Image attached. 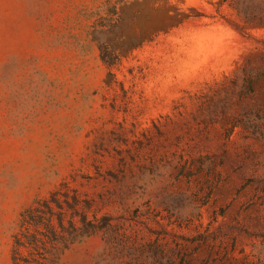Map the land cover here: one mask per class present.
<instances>
[{
  "label": "rangeland",
  "instance_id": "374dc122",
  "mask_svg": "<svg viewBox=\"0 0 264 264\" xmlns=\"http://www.w3.org/2000/svg\"><path fill=\"white\" fill-rule=\"evenodd\" d=\"M53 191L48 264H264V0H0V264Z\"/></svg>",
  "mask_w": 264,
  "mask_h": 264
},
{
  "label": "trees",
  "instance_id": "16d2710c",
  "mask_svg": "<svg viewBox=\"0 0 264 264\" xmlns=\"http://www.w3.org/2000/svg\"><path fill=\"white\" fill-rule=\"evenodd\" d=\"M54 201L59 207L56 191L35 199L20 213L12 235V264H48L46 254L75 235L73 224L67 228L62 223V213L51 204ZM55 218L59 220L58 227Z\"/></svg>",
  "mask_w": 264,
  "mask_h": 264
}]
</instances>
